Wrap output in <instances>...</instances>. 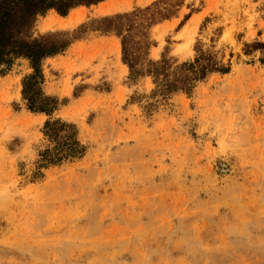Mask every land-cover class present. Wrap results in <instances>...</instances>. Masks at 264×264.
I'll return each mask as SVG.
<instances>
[{
    "label": "rangeland",
    "instance_id": "1",
    "mask_svg": "<svg viewBox=\"0 0 264 264\" xmlns=\"http://www.w3.org/2000/svg\"><path fill=\"white\" fill-rule=\"evenodd\" d=\"M159 1L50 11L35 35ZM164 3L182 4L152 29L149 57L182 63L202 48L230 72L154 99L119 38L76 41L44 62L43 88L66 101L53 118L77 125L78 160L40 168L49 117L23 101L29 62L0 77V264H264V0Z\"/></svg>",
    "mask_w": 264,
    "mask_h": 264
},
{
    "label": "trees",
    "instance_id": "2",
    "mask_svg": "<svg viewBox=\"0 0 264 264\" xmlns=\"http://www.w3.org/2000/svg\"><path fill=\"white\" fill-rule=\"evenodd\" d=\"M107 0H0V77L18 59L29 62L30 74L22 81V98L26 108L33 114L49 117L43 127L47 146L40 152V168L58 166L84 156L86 147L79 138L76 124L53 115L66 101L44 92V62L66 52L72 44L90 33L115 36L122 46V62L129 68L130 79L138 81L151 78L155 88L152 98L168 100L177 93L192 95L196 88L213 74L226 75L230 65H225L215 52L198 48L193 60L179 63L166 53L160 60L149 57L155 42L152 29L177 15L176 6L166 5L162 0L146 8L94 18L74 31H57L35 35L39 18L55 11L67 17L79 8H91ZM189 18L187 17L186 20ZM253 47L264 49V43Z\"/></svg>",
    "mask_w": 264,
    "mask_h": 264
},
{
    "label": "bare ground",
    "instance_id": "3",
    "mask_svg": "<svg viewBox=\"0 0 264 264\" xmlns=\"http://www.w3.org/2000/svg\"><path fill=\"white\" fill-rule=\"evenodd\" d=\"M74 12V11H73ZM73 12H71V13H73ZM76 17H77V15H76ZM73 18L75 19V15H73ZM63 20V19H62ZM64 21V20H63ZM60 23V22H59Z\"/></svg>",
    "mask_w": 264,
    "mask_h": 264
}]
</instances>
